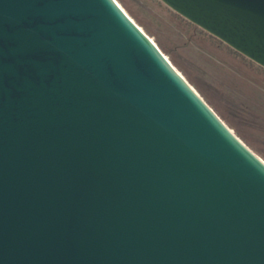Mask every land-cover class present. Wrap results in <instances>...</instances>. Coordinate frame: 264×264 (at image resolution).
Segmentation results:
<instances>
[{"label": "water", "instance_id": "obj_1", "mask_svg": "<svg viewBox=\"0 0 264 264\" xmlns=\"http://www.w3.org/2000/svg\"><path fill=\"white\" fill-rule=\"evenodd\" d=\"M264 68V0H161ZM0 264H264V160L116 0H0Z\"/></svg>", "mask_w": 264, "mask_h": 264}, {"label": "rangeland", "instance_id": "obj_2", "mask_svg": "<svg viewBox=\"0 0 264 264\" xmlns=\"http://www.w3.org/2000/svg\"><path fill=\"white\" fill-rule=\"evenodd\" d=\"M223 122L264 160V68L161 0H116Z\"/></svg>", "mask_w": 264, "mask_h": 264}]
</instances>
